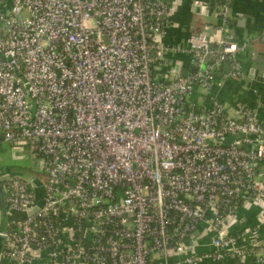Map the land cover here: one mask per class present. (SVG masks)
<instances>
[{
    "label": "built area",
    "instance_id": "1",
    "mask_svg": "<svg viewBox=\"0 0 264 264\" xmlns=\"http://www.w3.org/2000/svg\"><path fill=\"white\" fill-rule=\"evenodd\" d=\"M230 11L226 0L215 50L206 33L167 45L165 0H0V144L27 147L46 175L37 203L33 180L0 172L2 261L264 262L261 223L228 228L264 201V120L242 102L193 101L223 65L242 78L239 55L264 40L235 43ZM181 52L192 70L160 77Z\"/></svg>",
    "mask_w": 264,
    "mask_h": 264
},
{
    "label": "crops",
    "instance_id": "2",
    "mask_svg": "<svg viewBox=\"0 0 264 264\" xmlns=\"http://www.w3.org/2000/svg\"><path fill=\"white\" fill-rule=\"evenodd\" d=\"M165 1L170 7V22L165 29V42L167 45L173 47L180 45L183 47L191 36L206 33L211 44L216 46L214 49H220L222 33L219 31V27L223 24V17L220 15L219 9L212 6L213 0ZM226 31L237 44H242L248 39H258L264 31V0H231V11ZM263 42L264 40L255 41L244 53L239 55L238 58L244 71L242 78H229V72H225L226 65H223L217 72L222 73L223 77L217 75L214 85L209 90L200 85L197 86L193 101L202 107H209L213 100H219L226 105L230 112L233 111L238 102H242L256 110L260 118L264 120ZM169 57L167 68L157 69L160 77H165L170 70L180 75L192 70L191 55L189 53H173ZM9 173L23 176L20 170L9 171ZM256 181L264 189V163L259 165ZM43 192L40 197L36 198L37 203L41 202ZM4 204L5 200L0 185V230L7 228V219L4 220L2 217ZM263 214L264 201L259 204L245 203L236 216L231 219L228 225L229 231L236 234L247 227L261 223L259 238L264 241ZM1 250L2 240L0 239V254ZM0 264H6V262L0 259ZM207 264H264V262L260 263L251 257L238 261L233 256H227L223 261H208Z\"/></svg>",
    "mask_w": 264,
    "mask_h": 264
},
{
    "label": "rangeland",
    "instance_id": "3",
    "mask_svg": "<svg viewBox=\"0 0 264 264\" xmlns=\"http://www.w3.org/2000/svg\"><path fill=\"white\" fill-rule=\"evenodd\" d=\"M42 169V159L32 154L27 147L0 144V172L22 171L26 178L34 181L36 198L40 197L43 192V181L39 175Z\"/></svg>",
    "mask_w": 264,
    "mask_h": 264
},
{
    "label": "trees",
    "instance_id": "4",
    "mask_svg": "<svg viewBox=\"0 0 264 264\" xmlns=\"http://www.w3.org/2000/svg\"><path fill=\"white\" fill-rule=\"evenodd\" d=\"M225 1H226V0H213V1H212V6L215 7V8H217V9H219V7H220L222 4H224ZM199 107H200V106H199ZM21 175L24 176V174H22V173H21ZM39 175L41 176L42 181H43V182H46V175H45V173H44V172H41V173H39ZM24 177H25V176H24ZM25 178H26V177H25ZM26 179H28V178H26ZM6 210H7V205H6V203H5L4 206H3V213H2V217H3L4 220H5V218H6Z\"/></svg>",
    "mask_w": 264,
    "mask_h": 264
},
{
    "label": "water",
    "instance_id": "5",
    "mask_svg": "<svg viewBox=\"0 0 264 264\" xmlns=\"http://www.w3.org/2000/svg\"><path fill=\"white\" fill-rule=\"evenodd\" d=\"M264 43V42H263ZM211 49H214V48H216V46H214V45H211V47H210ZM209 59V58H208ZM230 71V67H229V65L227 64L226 65V68H225V72H229ZM217 75H219L220 77H223V74L222 73H216ZM254 242H256V241H254Z\"/></svg>",
    "mask_w": 264,
    "mask_h": 264
}]
</instances>
